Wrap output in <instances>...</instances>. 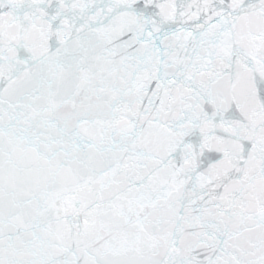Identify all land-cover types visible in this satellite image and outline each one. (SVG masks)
I'll return each instance as SVG.
<instances>
[{
    "label": "snow or ice",
    "instance_id": "6c2138e0",
    "mask_svg": "<svg viewBox=\"0 0 264 264\" xmlns=\"http://www.w3.org/2000/svg\"><path fill=\"white\" fill-rule=\"evenodd\" d=\"M0 264H264V0H0Z\"/></svg>",
    "mask_w": 264,
    "mask_h": 264
}]
</instances>
